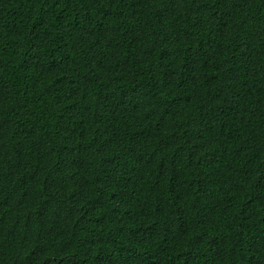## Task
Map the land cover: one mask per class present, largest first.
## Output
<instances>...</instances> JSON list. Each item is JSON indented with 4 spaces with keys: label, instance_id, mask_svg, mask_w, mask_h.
Wrapping results in <instances>:
<instances>
[{
    "label": "trees",
    "instance_id": "obj_1",
    "mask_svg": "<svg viewBox=\"0 0 264 264\" xmlns=\"http://www.w3.org/2000/svg\"><path fill=\"white\" fill-rule=\"evenodd\" d=\"M0 264H264V0H0Z\"/></svg>",
    "mask_w": 264,
    "mask_h": 264
}]
</instances>
